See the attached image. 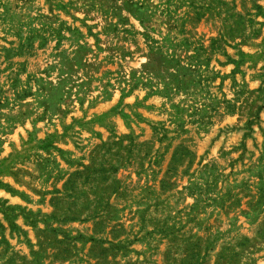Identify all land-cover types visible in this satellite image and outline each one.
Segmentation results:
<instances>
[{
  "label": "rangeland",
  "instance_id": "rangeland-1",
  "mask_svg": "<svg viewBox=\"0 0 264 264\" xmlns=\"http://www.w3.org/2000/svg\"><path fill=\"white\" fill-rule=\"evenodd\" d=\"M0 264H264V0H0Z\"/></svg>",
  "mask_w": 264,
  "mask_h": 264
},
{
  "label": "clouds",
  "instance_id": "clouds-1",
  "mask_svg": "<svg viewBox=\"0 0 264 264\" xmlns=\"http://www.w3.org/2000/svg\"><path fill=\"white\" fill-rule=\"evenodd\" d=\"M3 193H0V195H2Z\"/></svg>",
  "mask_w": 264,
  "mask_h": 264
}]
</instances>
